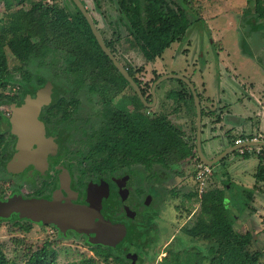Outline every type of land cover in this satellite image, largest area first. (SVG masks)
Masks as SVG:
<instances>
[{
  "label": "trees",
  "instance_id": "16d2710c",
  "mask_svg": "<svg viewBox=\"0 0 264 264\" xmlns=\"http://www.w3.org/2000/svg\"><path fill=\"white\" fill-rule=\"evenodd\" d=\"M3 1L6 10H12L13 7L18 9L13 11L7 24L0 30V88L5 89L7 84L18 80L9 69L5 54L7 47L20 62L17 70L22 76V79L18 80L21 82L22 95L0 93V104L17 105L22 102V96L33 93L32 87L27 84L33 80V75L25 69L32 56L58 52L64 60L67 76H72L71 83L74 89L69 100L64 96H58L51 101L49 107L69 105L76 107L79 100L75 93L85 86L87 80H91L90 91L97 92L100 97L103 120L99 127L92 128L87 141L88 152L94 165L108 169L137 163L146 168L153 164L168 168L189 155L193 163L199 162L194 150L195 104L190 89L183 81L176 79L181 87L171 88L166 92L165 96L170 101L171 108L168 114L146 113L147 107L142 104L128 81L102 51L86 19L71 0L69 1L74 7L73 12L42 0L32 1L27 8L23 7L27 0ZM115 1L121 13L120 21L126 20L127 39L133 40L132 43L137 46L146 63L154 62L173 42L180 41L187 34L193 22L191 17L194 20L198 19L199 11L190 0ZM248 1L250 10L257 18L264 19V2ZM81 2L84 3L83 0ZM94 23L97 24L96 20ZM261 34L264 37V29L261 30ZM103 40L116 55L112 41L106 38ZM115 40L120 41V36ZM126 68L139 85L146 101L150 102V91L146 92L142 81L135 75V70L127 66ZM161 75L162 73H157L151 82ZM35 78L39 85L46 82L42 76L37 75ZM144 83L151 88V84L145 81ZM124 86H130L132 94H123L116 102L108 99L110 92L118 93ZM197 94L201 103V97L199 93ZM130 104L133 106L132 109L129 108ZM204 114L201 106V115ZM190 117L193 118L194 126L191 129L193 133L186 130L184 124L174 121ZM7 133H10V120L0 112V155ZM191 136L193 142L190 140ZM254 148L251 147L253 150ZM246 149L244 148L243 157L255 154L258 158L254 175L256 182L264 181V148L259 154L254 153L255 150L247 153ZM194 174V170L190 172L194 180L191 195L200 197L199 209L195 220L191 224L182 225L181 230L192 238L206 239L208 241L206 253L196 248L183 252L174 251L164 257L160 264H264L261 260L264 253L250 249L255 240L253 232L249 230L239 232L233 226L226 203L227 183H219L213 188L207 184L205 191L199 194ZM246 195L248 198L252 197V193L248 191ZM261 223L264 234V217ZM23 229L26 228H20ZM141 234L136 233L132 239H141L143 247L147 248L157 238L156 226L149 224L148 229ZM47 248V245H43L32 251L24 264H57L53 260L55 252H48ZM105 256L107 257L108 253ZM0 264L19 263L15 259L7 258L0 249ZM74 264L96 263L92 257H82L79 263Z\"/></svg>",
  "mask_w": 264,
  "mask_h": 264
},
{
  "label": "rangeland",
  "instance_id": "374dc122",
  "mask_svg": "<svg viewBox=\"0 0 264 264\" xmlns=\"http://www.w3.org/2000/svg\"><path fill=\"white\" fill-rule=\"evenodd\" d=\"M32 1L36 0H27L23 3V7H29ZM42 1L48 3L47 0ZM83 1L92 18L96 20V26L101 36L112 41L111 44L116 49V57L124 66L135 70V75L142 81L147 93L150 91V88L144 81L152 85L151 81L157 75V70L162 74H182L190 78L193 84L195 83V89L202 99V103L200 104L207 109L206 93L210 95L218 89L216 86L218 70L216 71L215 58H213V56L215 57V52L223 49L225 53H228L233 63L236 62L241 65V69H245L247 64L245 60H242L244 58L241 56L239 44L244 45V39L252 37V35V41L256 45L258 55H260L257 60L263 64L262 67L264 68V37L261 32H250L249 30L252 28V24H257L259 28L264 29V19L257 18L256 14L250 10L248 0H190L193 6L199 11L197 15L198 19L194 20L191 17L193 22L189 26L190 29L188 28L187 34L178 42V46L174 51L178 54H173L171 58L169 57L170 55H168L176 45L174 42L173 46L162 53L160 56L161 58H156L154 66L148 64L150 62L144 64L146 63L144 60V63H141V53L137 46L132 43L133 40L131 41L130 38L127 39L128 31L126 29V20L121 19L120 21L121 13L115 0ZM262 2H264V0H262ZM3 3L4 1L0 0V30L7 24L13 11L18 9V7H13L12 10H6ZM51 3L67 8L71 12L74 11V7L69 0H51ZM118 36H120V41L115 40ZM209 39L212 40L211 43ZM185 46L187 48H184ZM191 46L195 56L198 55V59L200 53L208 57L209 61L213 59L206 64L204 70L200 69L202 63L200 64L199 61L198 68L197 66H192V51L187 53L191 49ZM249 47L255 53L254 45L250 44ZM212 52L214 54H212ZM5 54L9 69L12 71L14 78L21 80V73L17 70L20 62L7 47H5ZM163 55L168 56L165 57ZM160 61L162 62L158 63ZM27 64L25 68L26 71H29L33 75V80L27 83L32 87V95H34L38 88L39 84L35 77L39 75L46 81L60 85L62 91L58 96H64L69 100L72 95L71 91L74 89L71 83L72 76H67L64 70V60L58 52H51L43 56H32ZM237 71L244 74L243 71L238 69ZM224 77L226 86H233V84L227 81L226 76ZM241 77L245 78L243 75H241ZM18 80L17 82L14 81L15 83H9L5 89L0 88V93L22 95V87H20L21 82L19 83ZM90 82L91 80H87L85 86L78 89L75 93V97L79 100L77 104V107H80L77 116L79 120L76 119L74 122L70 123V129H73L71 139L75 142L67 145V149L71 147L73 151L79 149L85 152L87 150L86 146L78 142L79 139L83 138L81 132L83 130L89 132L92 128L99 127L103 119L101 115L103 109L100 97L97 92L90 91ZM201 82H204L203 86L206 87V90L201 86ZM226 86L223 87L228 89ZM180 87L181 85L178 84L175 78L164 79L155 89L156 103L152 107H147L145 110L146 113L168 114L171 108L170 101L165 96L166 92L171 88ZM237 89H239V87ZM123 94H132L130 86H124L118 93L110 92L108 99H112L116 102ZM186 96L188 97V95ZM23 97L24 96L21 98ZM210 99L211 102L214 101L212 98ZM221 100L225 102V99L221 98ZM1 105L3 109L10 107L5 103H1ZM43 107H49V104ZM68 107H72V105ZM129 107H133L132 104H130ZM192 119L193 118L190 117L182 121H180L181 119H175L174 121L179 120L176 122L184 124L186 130L193 133L191 130L194 126ZM190 140L193 142L192 136ZM12 142L13 140L11 139L9 141L10 146ZM204 142L205 141L202 140V144ZM201 148H203V145ZM260 148L262 151L264 147L261 146ZM231 155L233 154H228V157ZM226 159L227 158H224L223 161L211 166L212 173L207 182L208 187L213 188L219 185V183H227L228 179L223 178L224 172H222L221 168L223 167L221 165L224 164ZM140 168L142 167L140 166ZM192 171L193 162L189 155L184 160L171 164L168 168L155 164L154 168L151 167V169L142 172L143 175L149 176L148 181L154 184L157 191L154 194L155 200L151 202L150 206H146L142 210L144 219H141L138 230L141 232L149 224H154L156 226L157 238L153 243L149 244L147 248H144L140 241L135 245L136 253L141 257L140 262L136 264H160L162 259L170 252H183L192 248L206 253L208 245L206 239L192 238L185 235L181 230L182 225L191 224L195 220L199 209L200 197H198V195H191L194 189V180L190 175ZM2 184L5 187L4 191L6 194L11 193L13 190L26 193L30 187H34L29 184L28 186H24L20 176L8 174L7 172H2L0 174V185ZM234 189L237 190L229 193L227 192L228 194L226 195V203L228 205L229 214L232 217L233 226L239 232H244L246 230L252 231L255 240L250 245V249L259 250L264 253V234L263 230L259 229L261 223L256 224L253 228L250 227L249 221L244 215L247 211L245 209L246 203L244 200L248 199L240 196L241 188ZM234 214L238 215L237 218ZM25 222L24 220L18 221L11 218L0 219V249L7 258L15 259L19 264H24L29 254L41 248L43 245H47L48 252H55L53 260L57 264L79 263L82 257H92L96 264H130L129 261L124 258V248L128 243L108 250L96 244L90 245L83 237L74 234L64 236L52 226L39 225L36 223L26 224ZM22 227L26 229L20 230ZM107 253L108 256L106 257L105 255ZM43 257L45 258V255ZM261 260L264 262V256Z\"/></svg>",
  "mask_w": 264,
  "mask_h": 264
},
{
  "label": "flooded vegetation",
  "instance_id": "af4514ba",
  "mask_svg": "<svg viewBox=\"0 0 264 264\" xmlns=\"http://www.w3.org/2000/svg\"><path fill=\"white\" fill-rule=\"evenodd\" d=\"M83 4L85 5V3ZM118 61L120 62L119 59ZM48 82L53 88H57L54 93V101L62 91V88L57 83L50 81H46L45 84ZM45 84L38 85L34 95L27 94L33 96L39 102L40 107L37 118L42 124L43 135L46 139L50 138L55 144L54 151L48 153L46 156L43 169L38 168L33 162H29L18 172H11L7 169V164L12 161L18 152V136L11 128L13 119L12 107L9 105L10 107L3 109L0 104V112L10 120V133H7L5 144L2 146V154L0 155V174L7 172L8 174L20 176L24 186H28V184L34 186L30 187L26 193L13 190L11 193L6 194L4 191L5 187L2 184L0 185V201L6 200L14 195H20L23 198L56 199L59 204L69 203L75 206H82L94 211L93 223L96 225V228L90 231H76L73 228H65L62 231L53 222L43 223L42 221H33L26 217L20 218L17 213H12L9 217L0 216V219L11 218L18 221L24 220L26 224L36 223L39 225H49L64 236L74 234L83 237L90 245L96 244L108 250L128 243L124 248V258L130 264L140 262L141 257L136 253L135 245L139 241L142 243V240H134L132 238L136 233L141 234L148 229L149 225L140 232L138 226L141 219H144L142 210L144 207L150 206L151 202L155 200L154 194L157 191L154 184L148 181L149 176L143 175L142 172L151 169V167L154 168L155 164L146 168L143 165L132 163L129 166H115L108 169L94 165L93 159L88 152L87 142L91 131L86 132L83 130L81 132L83 138L78 140V142L87 147L85 152L79 149L73 151L71 147L67 149L68 144L75 142L71 139L73 129H70V123L76 119L79 120L77 116L80 107H43L47 103H43L39 98L38 91ZM129 108L132 109V107ZM11 139L13 142L10 146L9 141ZM31 148L36 150L38 146L34 144ZM104 225H110L116 230L125 231L122 240L116 244L91 242L90 238L94 237L98 228ZM135 254L137 258L133 260L131 255Z\"/></svg>",
  "mask_w": 264,
  "mask_h": 264
},
{
  "label": "crops",
  "instance_id": "0c3cea01",
  "mask_svg": "<svg viewBox=\"0 0 264 264\" xmlns=\"http://www.w3.org/2000/svg\"><path fill=\"white\" fill-rule=\"evenodd\" d=\"M251 26L252 28L249 29L250 32H261L260 30H262L257 24H252ZM252 38L253 35L252 37L244 39V45L239 44L241 56L244 58L242 60H245L247 64L245 69H241L240 64L236 62L233 63L228 53H225L223 49L217 50L215 52L216 54L212 52V54L215 55L213 58H215L216 71L218 70L216 84L218 89L210 95L206 93L205 96L208 107L207 109L202 107L206 113L202 116L201 121V147L203 145L204 149L202 148V150L205 152L204 155L207 158L215 157L218 153L233 145L236 139L254 137L264 139V68L262 67L263 64L257 60L260 55H258L256 45L252 41ZM178 42L179 41H175L176 45L168 54L170 58L176 53L174 51L178 46ZM211 42L212 40H210V43ZM250 44L254 45L255 53L250 49ZM173 45L174 42L165 50ZM184 48L187 47L185 46ZM190 51H192V66H197V68L198 61L200 64L202 63L200 69L204 70L206 64L213 60L210 59L211 61H209L208 57H205L203 53L199 54L200 57L198 59V55L195 56L192 46L187 53ZM140 58L141 63H144L142 56ZM161 62L162 61L158 63ZM148 64L154 66V62ZM237 69L243 71L244 74L238 72ZM157 73L161 72L157 70ZM241 75L245 76V78L241 77ZM224 76H226L227 81L233 84L234 87L226 86ZM203 85L204 82H201V86ZM223 86H226L228 89ZM203 87L206 90V87ZM238 87L239 89H237ZM210 98L214 101L211 102ZM221 98L225 99V102H222ZM185 119L187 118L181 119L180 121ZM202 140L205 141L203 144ZM246 150L247 153L254 151L251 148ZM230 154L233 155L230 157L226 155L225 158L227 159L224 164L221 165L223 166L221 167L222 172H224L223 178L228 179L226 189L229 193L237 190L234 188H241L240 196L248 199L244 200L246 203L245 209L247 210V213L245 212L244 215L245 218L248 219L250 227L253 228L256 224L261 223L262 217H264V181L257 183L254 176L258 165V158L255 154L243 157V152L240 153L239 149L229 153V155ZM255 187H257V189H255ZM245 190L252 193L251 198H248ZM234 215L237 218L238 215ZM259 229H263L262 223Z\"/></svg>",
  "mask_w": 264,
  "mask_h": 264
},
{
  "label": "water",
  "instance_id": "95a60500",
  "mask_svg": "<svg viewBox=\"0 0 264 264\" xmlns=\"http://www.w3.org/2000/svg\"><path fill=\"white\" fill-rule=\"evenodd\" d=\"M71 1L86 19L102 51L112 61L119 73L128 81L142 104L147 107L154 106L156 103V86H158L164 79H179L187 85L191 91L195 104V151L202 163L212 166L219 162L220 159L239 148L256 146L264 147V141L249 140L240 144H233L218 153L215 157L207 158L201 148V104L195 86L190 78L176 73L162 74L153 81L150 88L151 102H147L139 85L129 75L126 67L118 61L105 44L86 6L81 0ZM56 89L57 88H53L49 82L46 83L45 86L38 91L39 98L43 103H51L55 97L54 93L56 92ZM10 106L13 110L11 128L18 136V152L15 154L12 161L7 164V169L11 172H18L29 162H33L38 168L43 169L46 156L48 153L54 151L55 144L50 138L46 139L43 135L42 124L37 118L38 109L40 107L39 102L33 96L26 95L20 104H10ZM34 144L38 146V149L33 150L31 148ZM93 212V210H88L82 206H75L69 203L59 204L56 199L23 198L20 195H14L6 200L0 201L1 217H9L12 213H17L20 218L26 217L33 221H42L43 223L53 222L60 227L62 231H64L65 228H73L76 231L94 230L96 225L93 223ZM124 234L125 231L116 230L110 225H104L98 228L96 235L90 238V241L93 243L116 244L122 240ZM131 258L135 260L137 255H131Z\"/></svg>",
  "mask_w": 264,
  "mask_h": 264
},
{
  "label": "built area",
  "instance_id": "2783aa9c",
  "mask_svg": "<svg viewBox=\"0 0 264 264\" xmlns=\"http://www.w3.org/2000/svg\"><path fill=\"white\" fill-rule=\"evenodd\" d=\"M48 3H51V0H47ZM249 140H254V141H264V139H261L260 137H254V138H246V139H236L234 144H240L244 141H249ZM261 146H256L254 148L256 154H259L261 152ZM244 148L250 149L251 147H243L240 148L239 151L242 153L244 151ZM193 170L195 171L194 174V179L196 180V189L197 193L201 194L202 192L205 191L206 186H207V181L209 179V176L212 173L211 166L205 165L202 163L200 160L199 162L193 163Z\"/></svg>",
  "mask_w": 264,
  "mask_h": 264
}]
</instances>
